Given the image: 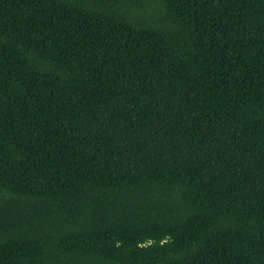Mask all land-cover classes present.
<instances>
[{"label": "trees", "instance_id": "trees-1", "mask_svg": "<svg viewBox=\"0 0 264 264\" xmlns=\"http://www.w3.org/2000/svg\"><path fill=\"white\" fill-rule=\"evenodd\" d=\"M0 264H264V0H0Z\"/></svg>", "mask_w": 264, "mask_h": 264}]
</instances>
